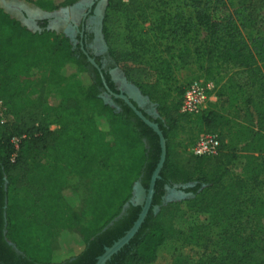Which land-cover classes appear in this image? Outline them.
Returning <instances> with one entry per match:
<instances>
[{
	"label": "trees",
	"instance_id": "16d2710c",
	"mask_svg": "<svg viewBox=\"0 0 264 264\" xmlns=\"http://www.w3.org/2000/svg\"><path fill=\"white\" fill-rule=\"evenodd\" d=\"M25 1L52 11L78 0ZM191 5L192 20L206 36L186 45L178 61L154 57L158 45L142 35L130 37L132 49L123 58L131 62L121 65L127 80L156 105L153 116L134 101L159 124L167 156L145 221L106 264H156L163 246L176 239L195 247L196 255L178 254L170 264H264V35L250 43L243 38V29L264 27L258 17L264 0ZM151 6V0H108L107 9L145 22ZM165 24L160 18L162 32ZM120 62L115 58L114 65ZM180 66H196L217 83L223 70L247 76L251 92L233 117L204 109L203 130L219 135L216 155L183 151L180 160L175 137L189 114L161 82ZM103 75L118 93L109 73ZM70 79L72 91L52 90ZM104 90L100 71L68 35L33 31L0 7V100L6 107L0 116V264H95L138 218L141 205L135 204L117 217L136 182L149 188L159 136L123 99L107 102ZM232 103L230 97L221 101ZM230 136L243 146L232 149ZM165 186L188 196L165 203Z\"/></svg>",
	"mask_w": 264,
	"mask_h": 264
},
{
	"label": "rangeland",
	"instance_id": "374dc122",
	"mask_svg": "<svg viewBox=\"0 0 264 264\" xmlns=\"http://www.w3.org/2000/svg\"><path fill=\"white\" fill-rule=\"evenodd\" d=\"M20 3H25L26 5H24V7L30 13L37 7V5L25 0H0V7L12 17L21 21V11L14 9L15 6L19 7ZM151 5L150 8L143 12L146 19L145 22L142 18L138 17V15H127L117 9H107L106 7L104 14V17H106L104 26H106V29L103 33V42H105V44L103 45V48L106 52H110L111 58L114 59V61L115 58L120 57L121 62L116 68L122 70L121 65L131 63L123 58L127 56L128 51L132 49L133 43L131 42L130 37L133 35L136 37L142 35L143 38L148 39L152 44L158 45V51L154 54V57H158L162 54L163 56L168 57V59L172 58L173 61L174 59L175 61H178L175 56L183 50L186 45L190 47L193 45L195 39L202 40L205 38L206 33L202 29L197 30L196 23L192 20L194 12L191 0H151ZM162 17L166 20L164 27L165 30L163 32L158 28L160 18ZM258 17L259 19H263L264 13L260 11ZM64 28L65 27L63 26L59 29L64 30ZM260 35H264V27L261 22L254 27L243 29V38L249 43L252 38ZM167 48L170 50L168 51ZM151 55L152 53L149 52L148 56ZM220 76L222 78L220 82L217 83L213 80L206 79L202 71L196 66H180L174 69L171 78L166 80L162 79L161 82L165 83V86L163 87H166V89L170 91V95L176 100L180 99V101L183 92L194 80L205 79L208 82H212V92L216 99L210 101L206 107L212 106L215 109L221 110L228 116L233 117L235 115V110L233 108L238 105H243V100L251 92L250 86L247 83L248 79L244 73L235 74L232 69L226 71L223 70ZM155 77H157V75ZM74 80L75 79H70L63 84L52 87V90L55 92L72 91ZM228 86L231 87L230 92L227 90ZM220 90L224 91V96H222V98L218 95ZM226 97L232 98V105L234 104L232 108L229 105L221 104V101ZM204 109L197 114H189L187 119L181 121L179 124L175 140L177 143V152L181 155L180 160L183 159V151L191 152V146L202 133H205L202 128V117L205 112ZM5 110L6 107L2 101V104H0L1 117L4 115ZM52 127L55 128L56 126L53 125ZM216 133L218 134V132ZM238 139L239 138L237 137L230 136L229 145L232 149H240L243 146V143L238 142ZM195 251V247L182 239L169 240L163 246L160 258L156 264H170L174 256L181 253L194 256L196 255Z\"/></svg>",
	"mask_w": 264,
	"mask_h": 264
},
{
	"label": "water",
	"instance_id": "95a60500",
	"mask_svg": "<svg viewBox=\"0 0 264 264\" xmlns=\"http://www.w3.org/2000/svg\"><path fill=\"white\" fill-rule=\"evenodd\" d=\"M24 5H26V4L20 3L19 7L26 9L24 7ZM107 5H108V0H105L104 9L101 13L102 17H104L105 9H106ZM69 9H71V7H62L60 15L56 16V17H58L59 21L54 23L52 25V27H50L51 29L57 30L60 27L64 26L65 27L64 31L66 33L69 32L68 27L65 26L66 22H67V16L69 13ZM54 14H56V13L46 11L42 8L36 7L34 9V11H32L30 13L31 16L29 18H25L24 16H22V18H20V19H21V22L23 25L29 27L32 24H36L34 22L35 16L41 17V18H50L51 16H54ZM63 15H64V17H63ZM102 39H103V34H102ZM103 41H104V39H103ZM104 44H105V42H104ZM105 47H106V45H105ZM87 59L94 67H96L100 71L102 81H103V84H104L107 92L112 94L115 97H119V98L123 99L125 101V103H127L129 105V107H131V109L135 112V114L138 117H140L147 125H149L158 134L159 140H160V146H161V153H160L159 162H158V164H157V166H156V168L152 174L150 184H149V188L146 190L145 188H143V186L140 182H136L134 185L132 198L130 199V201L128 203H126L124 205L121 214L117 217V218L121 217L124 214V212L126 211V209L129 207L130 204H135V205H141V211L138 215V218L135 220V222L133 223L131 228L129 230H127L126 233L122 237H120L118 240H116L111 246H107L105 248V251L97 258V261L95 263V264H106L114 254H116L119 250H121V248L124 247V245H126L131 240V238L137 233V231L140 229L141 225L145 221V218L147 217L148 212L152 206L156 180L158 178H160V171H161V169L164 165V162L166 160L167 144H166L165 135H164L163 131L161 130L159 124L157 122L149 119L143 113V111L141 109H139V107L137 105L134 104L133 98H131L129 95H126L124 93H119V94L114 93L109 88L107 81H106V79H105V77L101 71V68L98 65V63L95 61V59L92 56H90L89 54H87ZM115 71L119 72L121 78L125 82H127L130 85V87H132V89L134 90V94L138 99L145 101V102H148L152 105L154 116H158V113L156 112V105L154 103H152L147 96H144L141 93L140 89L136 85H134L133 83H131L130 81L127 80V78H126V76L122 70H120L119 68H115ZM106 94L107 93H105V95ZM103 97L105 98V100L107 102H110L111 104H113V102L107 96L106 97L103 96ZM187 196H188V194H186L185 192H183L181 190L180 191H174L173 190L171 194L164 197V202L166 203V202H169L172 200H181ZM158 209H159V207L155 206V210H158ZM111 224H113V221L109 223V225H111Z\"/></svg>",
	"mask_w": 264,
	"mask_h": 264
},
{
	"label": "flooded vegetation",
	"instance_id": "af4514ba",
	"mask_svg": "<svg viewBox=\"0 0 264 264\" xmlns=\"http://www.w3.org/2000/svg\"><path fill=\"white\" fill-rule=\"evenodd\" d=\"M104 3L105 0H78L76 3L66 6L71 7V9H69L67 22L65 25L69 29L68 33L64 31L65 29L56 30L50 28L54 23L59 21L58 17L56 16L60 15L62 7L57 10L50 11L56 13L50 18H41L35 16L34 22L36 24H32L31 26L27 27L33 31H42L45 27L46 29L55 30L58 33L63 32L68 35L71 38L74 46L76 47L80 45V48L83 50L86 56L89 54L95 59V61L96 59L99 60L101 66L99 64L98 65L100 66L102 73L103 71L109 73L110 78L114 82L115 89L118 91L117 94L124 93L129 95L142 110L154 116L152 105L148 102L138 99L135 96L132 87H130V85L121 78L119 72L115 71L116 66L114 65V61L110 57L109 53L103 48V17L101 13L104 9ZM14 9L20 10L22 16L25 18H29L31 16L30 13L24 8L15 6ZM105 93L107 94L105 95ZM102 95L105 97L107 96L112 102H114L113 98H111L113 95L108 93L106 88ZM173 190L180 191L177 186H165V194L162 196V198L164 199V197L171 194Z\"/></svg>",
	"mask_w": 264,
	"mask_h": 264
},
{
	"label": "built area",
	"instance_id": "2783aa9c",
	"mask_svg": "<svg viewBox=\"0 0 264 264\" xmlns=\"http://www.w3.org/2000/svg\"><path fill=\"white\" fill-rule=\"evenodd\" d=\"M213 83L205 79L191 82L182 96L180 112L184 114H197L211 101L213 96ZM0 104L2 101L0 100ZM19 137H13L15 146H18ZM220 139L216 132L202 133L191 146V153L197 156H212L219 152Z\"/></svg>",
	"mask_w": 264,
	"mask_h": 264
},
{
	"label": "crops",
	"instance_id": "0c3cea01",
	"mask_svg": "<svg viewBox=\"0 0 264 264\" xmlns=\"http://www.w3.org/2000/svg\"><path fill=\"white\" fill-rule=\"evenodd\" d=\"M216 99L215 95L213 94L212 98H211V101Z\"/></svg>",
	"mask_w": 264,
	"mask_h": 264
}]
</instances>
